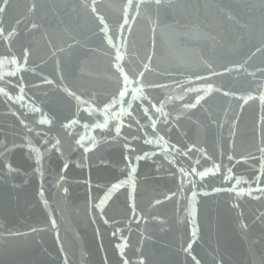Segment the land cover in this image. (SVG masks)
Returning <instances> with one entry per match:
<instances>
[{
	"label": "water",
	"instance_id": "obj_1",
	"mask_svg": "<svg viewBox=\"0 0 264 264\" xmlns=\"http://www.w3.org/2000/svg\"><path fill=\"white\" fill-rule=\"evenodd\" d=\"M0 8V264H264V0Z\"/></svg>",
	"mask_w": 264,
	"mask_h": 264
},
{
	"label": "snow or ice",
	"instance_id": "obj_2",
	"mask_svg": "<svg viewBox=\"0 0 264 264\" xmlns=\"http://www.w3.org/2000/svg\"><path fill=\"white\" fill-rule=\"evenodd\" d=\"M4 2H5V3H7V0H4ZM0 11H3V8H0ZM0 31H2V30H0ZM120 95H121V96H123V95H124V93H123V92H121V93H120Z\"/></svg>",
	"mask_w": 264,
	"mask_h": 264
}]
</instances>
